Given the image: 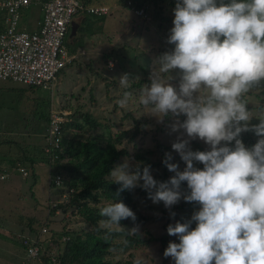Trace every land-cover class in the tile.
<instances>
[{
  "label": "clouds",
  "instance_id": "9594fccd",
  "mask_svg": "<svg viewBox=\"0 0 264 264\" xmlns=\"http://www.w3.org/2000/svg\"><path fill=\"white\" fill-rule=\"evenodd\" d=\"M173 11L167 42L174 48L156 61L139 103L160 123L170 114L176 118L171 129L183 132L172 148L186 167L180 171L166 153L163 162L175 173L168 181L154 179L151 166L142 162L125 161L110 174L120 185L118 192L140 187L166 208L181 198L199 204L190 219L167 227L179 239L164 251L175 264H264V106L247 107L250 93L264 83V0H177ZM174 70L178 84L171 82ZM119 80L123 88L130 87L127 74ZM129 95L125 92L118 101L121 107ZM181 115L186 119L180 121ZM254 117L258 124L250 123ZM245 131L262 138L246 147L238 138ZM197 138L209 150H191L189 142ZM182 182L190 191L182 193ZM99 215L105 218L99 227L107 229L106 241L113 226L142 235L139 225L125 229L120 224L122 219L136 221L123 201L100 206ZM133 264H145L143 257Z\"/></svg>",
  "mask_w": 264,
  "mask_h": 264
},
{
  "label": "rangeland",
  "instance_id": "374dc122",
  "mask_svg": "<svg viewBox=\"0 0 264 264\" xmlns=\"http://www.w3.org/2000/svg\"><path fill=\"white\" fill-rule=\"evenodd\" d=\"M101 1L110 7V11L103 18L85 15V24L78 35L74 39H68L69 33L65 36L64 44L75 57L70 64L57 73L51 90L37 87L30 90L21 83L0 80V152L3 151L4 143L1 138L4 132L6 133L4 138L9 142L7 146L11 148L7 152L8 155L17 157L19 153L17 151L21 150V153L26 157L32 156L36 159L32 144L35 143L37 146V143H41L42 139L45 141V138H42L38 133L32 136L33 139H29L25 135V131L31 132L37 129L45 132L44 118L49 114V106L52 108V102L58 99L62 107H57V110L68 112L67 121H70L69 116L72 114L78 116V113L89 112L98 122L113 125L111 128L113 132L134 129L136 124L133 119L140 120V122L145 121V127L137 137L138 140L136 139L137 147L152 149L153 160L162 158L159 151L156 150L157 143L169 147L170 150L167 152L171 154L169 163L177 164L180 170L186 166V163L181 159L180 154L172 148V143L183 132L182 129L172 131L171 125L176 118L170 114L163 118V123H160L156 116L146 113L147 110L139 103L140 90L145 85H150V76L153 70L158 67L156 61L164 52L174 48V45L167 41L174 20L173 9L175 7H172V4H176L177 1L168 0V2L161 3L164 5L161 13L163 20L150 19L148 12L141 14L142 18L139 19L133 15V10L118 3V0ZM128 1L132 2V0ZM139 1L142 2V0ZM141 8L143 9L144 5ZM82 14L84 13L75 15L73 20L79 21ZM137 14L139 15V13ZM149 19L150 21H148ZM41 20L42 12L39 6H32L29 12L24 13L21 17L20 23L25 29L33 30L38 27L37 24ZM124 74H127L130 79L128 88H123L120 84L119 78ZM171 75L174 77L171 82L178 84L176 71L174 70ZM140 80L144 81L139 86L131 87L132 83L140 82ZM125 92L130 95L126 106L121 107L118 101L123 98ZM126 114H128L127 117H125ZM184 119H186L184 115L179 117L180 121ZM250 123L258 124L259 119L254 117ZM254 137L259 136L254 135ZM184 138H187L186 133ZM260 138L262 137H259L258 140ZM32 140H35L34 143ZM76 140L78 139H75V142ZM244 144L247 147L246 143ZM126 146L131 153L132 143L126 141ZM189 147L193 151L209 150V146L199 138L190 140ZM122 159L124 162H132L131 157ZM39 165L44 167V163H39ZM194 166L203 168V164L199 162H194ZM59 171L63 175L62 170ZM150 172L154 179L162 182L160 180L162 169L158 171L153 169ZM173 175L174 173H171L167 168L168 179ZM37 189L43 190V193L38 194ZM57 189L59 190L57 191ZM60 190L65 192L66 187L54 186L47 178L42 180L37 171L33 178L29 175L24 179L11 177L7 180H0V224L5 230L10 231L7 232L1 228L0 235L7 237L10 236L7 233H14L13 243L20 248L18 256L22 257V261L26 257L22 240L34 237L28 231V218L35 216L37 220L41 218L43 220L47 214V211H44L46 209L44 208L46 194L51 196L45 201L47 205L53 206L57 202L67 201L66 194L60 196ZM143 190L141 188V191L134 192L136 209L133 210L147 216V220L135 224L139 225L141 238L148 240L152 235L158 240L165 237L167 240L165 249L170 241L178 243L177 236L168 234V225L190 219L192 214L199 210V204L187 202L181 198L171 208H166L162 201L153 203L148 198V194L142 192ZM186 192L182 191V193ZM34 204L35 208L36 205L43 208L35 210L33 209ZM50 220L52 223L50 227H53L54 232L61 230L63 226L72 228L79 235L91 229V226L84 222L82 216L72 214L70 211L65 214L57 211ZM195 226L196 223L193 222L191 227ZM45 239L44 246L49 242L48 238ZM154 242L148 241L147 244H141L133 249L134 259L143 257L145 264H164L165 261L167 264H175L171 257L164 258L160 241ZM56 253L57 248L53 247L51 254ZM5 256L0 254V261L4 260ZM122 256L126 257L127 252L123 254L117 252L114 258L120 259ZM23 264L43 263L40 259H33L25 261Z\"/></svg>",
  "mask_w": 264,
  "mask_h": 264
},
{
  "label": "trees",
  "instance_id": "16d2710c",
  "mask_svg": "<svg viewBox=\"0 0 264 264\" xmlns=\"http://www.w3.org/2000/svg\"><path fill=\"white\" fill-rule=\"evenodd\" d=\"M78 1L86 7H88V5H94L91 7H99L96 5L106 4L101 0ZM173 1L176 2L177 0ZM162 2H168V0H142V2L139 0H132L130 3L128 0H118V3L124 4L128 9L133 10V15L139 19L142 18V16L134 11L144 5L143 11L148 12L152 20H163L161 17L162 6H164L161 5ZM172 7H175V3L172 4ZM1 14L3 17L5 16L4 13ZM88 15L99 19L103 18L102 15L100 17L94 14ZM150 19L148 21H150ZM82 22L84 23L85 19H83ZM80 30H82V27ZM143 81L144 80H140V82L132 83L131 87L139 86ZM25 86L30 90L36 88L28 85ZM248 100L249 103L247 107L250 110L253 109L256 104L264 106V83H262L261 87L250 93ZM72 115L69 116L70 121L62 125V148L56 160L59 170H63L66 173V176H62L63 185L67 188L65 192H63V190L60 191V196L61 194H66L67 201L57 202L53 206H50V204L45 206L46 209H44V211H47V214L43 220L42 218L37 220L35 216L28 218V231L34 236L33 239L28 240L33 242V240L40 239L43 241L44 249L41 256L42 263L133 264L134 253L132 250L141 244H147L148 241H160L164 256L167 241L165 237L156 240V238L151 235L148 240H145L141 238V236L127 235L125 231L117 230L115 226H113L114 230L109 233L110 239L106 241L104 235L107 229L99 227L100 221L105 219L99 215V207L108 202L123 201L132 211L136 209L134 192L136 190L141 191V188L118 192L120 185L114 182L110 174L111 170L116 165L124 163L122 158L131 157V163L142 162L144 165H150V171L153 169L155 171L162 169L160 180L162 182L168 181L167 166L163 161L165 159V154L170 150L169 147L157 143L155 145L157 148L156 150L159 151L162 158L161 160H153L154 152L152 149L143 148L142 146L137 147V137L145 127V121L140 122V120L133 119L136 124L134 129L113 132L111 129L113 125L98 122L89 112L78 113V116H75V114ZM127 116L128 114L125 115V117ZM45 120L48 123V117H46ZM251 132L252 131L241 133L238 137L243 143H246L249 148L253 146L259 138L254 137L256 134ZM75 139L78 140L75 142ZM126 141L132 143L131 153L126 146ZM234 143L235 141L231 142L232 145ZM17 160L18 158H12V165H14ZM20 161L24 162L23 159H20ZM62 161H65V163ZM160 166L161 168H159ZM184 168L180 169V171H183ZM181 189L184 192L189 190L186 182L181 183ZM142 192L147 194L144 190ZM57 211L64 214L70 211L72 214L82 216L84 222L91 226V229L84 231L82 235L76 234L72 228L66 226L54 232L53 227H50V225H52L50 219ZM133 212L136 214L135 222L130 218L120 221V224L125 229H130L134 224L142 223L147 220V216L139 212ZM48 233H50V235H48L49 237L47 236ZM78 235L79 237H77ZM45 238H48L49 242L44 246V242H46ZM125 241H127V244H125ZM53 247L57 248L55 261L51 259ZM117 252L121 254L127 252V256L115 259L114 257ZM164 264H167V262L165 261Z\"/></svg>",
  "mask_w": 264,
  "mask_h": 264
},
{
  "label": "built area",
  "instance_id": "2783aa9c",
  "mask_svg": "<svg viewBox=\"0 0 264 264\" xmlns=\"http://www.w3.org/2000/svg\"><path fill=\"white\" fill-rule=\"evenodd\" d=\"M30 5L39 6L42 11V20L35 30L21 28V17ZM80 12L101 16L106 15L109 8L86 7L78 0H0V13L5 14L4 28L0 30V80L51 90L57 73L75 57L69 53L64 39L74 16ZM135 12L144 13L142 8ZM67 114L56 110L49 115L45 153L49 161L55 163L62 148V125ZM0 170L3 171L0 178H7L8 170L2 165ZM17 171L24 177L29 175L24 167H18ZM50 182L62 187L63 176L54 171L50 174ZM22 242L26 261L41 259L43 241L23 239ZM55 255L52 254L53 261Z\"/></svg>",
  "mask_w": 264,
  "mask_h": 264
},
{
  "label": "crops",
  "instance_id": "0c3cea01",
  "mask_svg": "<svg viewBox=\"0 0 264 264\" xmlns=\"http://www.w3.org/2000/svg\"><path fill=\"white\" fill-rule=\"evenodd\" d=\"M33 5H30V6H28V8H27V10L24 12V13H27V12H29V10H30V8L32 7ZM34 6H37V5H34ZM96 6H107L108 8H109V11H110V7L107 5V4H98V5H96ZM40 8V7H39ZM41 10V9H40ZM42 12V11H41ZM85 15H88V14H82V17H81V19H79V21H75V22H78L79 24H80V27H79V29H78V32H77V35H78V33L81 31L80 30V28L82 27L83 28V25L85 24V22L83 23L82 21H83V19H85ZM103 17L105 16V15H102ZM96 17H98V16H96ZM100 17V16H99ZM3 16H2V14L0 13V30H2L3 28H4V22H3ZM41 22V21H40ZM40 22H38V26H39V24H40ZM36 27V26H35ZM21 28L23 29L24 27L23 26H21ZM38 28V27H37ZM36 28V29H37ZM28 30H31V29H28ZM33 30H35V29H33ZM80 30V31H79ZM76 35V36H77ZM75 36V37H76ZM74 37V38H75ZM74 38H72V39H74ZM69 53L70 54H72V55H74L72 52H70L69 51ZM1 81H3V80H1ZM49 105H50V103H49ZM57 107H62L60 104H59V100L57 99L55 102H52V108H50V106H49V114L46 116V117H48V119H49V115H50V113L52 112V111H56L57 110ZM64 109V108H63ZM67 112V111H66ZM45 117V118H46ZM67 117V116H66ZM45 118H44V121H45V132H41L40 130H37V129H35L34 131H31V132H26L25 131V135L29 138V139H31L32 138V136L33 135H35V134H40V136L42 137V138H45V141H43V139H42V141H41V143H37V146L35 145V143H34V141L35 140H32V142L34 143V144H32V146H33V151L35 152V158L36 159H34L32 156H29V157H26V155L25 154H23V153H21V150H18L17 152H19L18 153V156L16 157V155H13V156H15L14 157V159L15 158H18V160H17V162L14 164V165H12V162H11V160H12V158H13V156L12 155H8L7 154V152H9V150L11 149L10 147H8L7 146V144H9V142L7 141V139L6 138H4L6 135V133H4L3 132V137L1 138V141L4 143L3 145H2V147H3V151H1L0 152V165H2L3 167H4V169H7L8 170V172H9V175H8V179H10L11 177H20V179H24V176L21 174V173H19L18 171H17V168L18 167H24V168H26V169H28V171H29V175L33 178V176L35 175V172L37 171L38 172V174L40 175V177H41V179L42 180H45L46 178H47V180L49 179V182H50V174L52 173V172H54V171H58L59 170V167H58V165H57V163H55V162H52V161H49V158H48V156L46 155V153H45V148H46V133H47V127H48V123H47V121L45 120ZM49 121V120H48ZM66 121H67V119H66ZM65 121V122H66ZM13 131V130H12ZM33 139V138H32ZM29 146H31V144H29ZM4 147H5V149H4ZM31 154H32V152H31ZM20 159H23L24 160V162H21L20 161ZM40 162H39V161ZM62 162H64L65 163V161H62ZM39 163H44V167L43 166H41V165H39ZM56 168V169H55ZM3 173V171H1L0 170V175ZM62 174L63 175H65L66 176V173L62 170ZM28 175V176H29ZM27 176V177H28ZM7 178H5V179H1L0 178V180L1 181H3V180H7ZM26 179V178H25ZM17 181V180H16ZM15 181V182H16ZM14 182V183H15ZM50 184H51V182H50ZM15 187V186H14ZM67 188V187H66ZM59 189H57V191H58ZM61 191V190H60ZM65 191V190H64ZM37 193L38 194H40V193H43V190H41L40 191V189H37ZM50 196V194H46V198H45V201L47 200V198ZM51 197V196H50ZM45 201H44V205L45 206H47V204L45 203ZM31 202V201H30ZM45 206H44V208H45ZM38 208H43V207H37V205H36V208H35V204L33 205V209H35V210H37ZM1 228H3V226L0 224V229ZM4 229V228H3ZM5 230V229H4ZM5 231H7V232H10V231H8V230H5ZM8 235H10V236H7V237H4V236H1L0 235V254H2V255H6L3 259L4 260H2V261H0V264H23L25 261H26V257H25V259L22 261V257H20L19 258V256H18V254L20 253V248H18V247H16L15 245H14V243H13V241H14V239H15V235H14V233L12 232V233H7ZM23 241V240H22ZM19 244H20V242H19ZM26 262H28V261H26ZM30 263V262H29Z\"/></svg>",
  "mask_w": 264,
  "mask_h": 264
},
{
  "label": "water",
  "instance_id": "95a60500",
  "mask_svg": "<svg viewBox=\"0 0 264 264\" xmlns=\"http://www.w3.org/2000/svg\"><path fill=\"white\" fill-rule=\"evenodd\" d=\"M80 24L78 22L73 21L70 25L68 39H72L77 35Z\"/></svg>",
  "mask_w": 264,
  "mask_h": 264
}]
</instances>
